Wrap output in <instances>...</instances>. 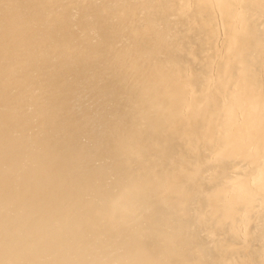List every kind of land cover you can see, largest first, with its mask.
<instances>
[{
  "label": "bare ground",
  "instance_id": "bare-ground-1",
  "mask_svg": "<svg viewBox=\"0 0 264 264\" xmlns=\"http://www.w3.org/2000/svg\"><path fill=\"white\" fill-rule=\"evenodd\" d=\"M0 264H264V0H0Z\"/></svg>",
  "mask_w": 264,
  "mask_h": 264
}]
</instances>
